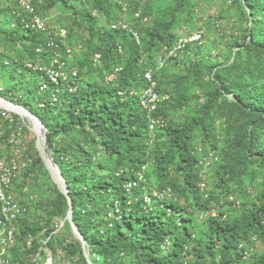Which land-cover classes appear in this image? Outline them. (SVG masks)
<instances>
[{
    "label": "trees",
    "instance_id": "16d2710c",
    "mask_svg": "<svg viewBox=\"0 0 264 264\" xmlns=\"http://www.w3.org/2000/svg\"><path fill=\"white\" fill-rule=\"evenodd\" d=\"M87 2H90L93 10L106 13L107 19L111 20L110 10L115 7L111 0ZM184 2L177 0L176 10L183 8ZM84 3V0H49L48 6L61 5L71 10L87 22L90 36L104 43V51L90 49L85 59L90 64L94 53L101 54L104 70L100 71V82L80 81L78 71L79 87L75 92H70L65 85H59L57 101L52 102L54 89L50 86L45 94L39 95L37 82L43 81L44 77L42 73L28 69L22 57H8L0 62V67L5 71L27 72L36 80L35 91L29 93L34 94L39 111L38 114L30 112L47 130V151L59 167L70 199L69 203L68 198L54 185V197L50 201L47 219L19 229L21 237L27 233L37 236L46 229V246L54 252L55 237L60 230L55 233L56 228L51 224L64 219L63 228L72 230L66 219L71 211L73 224L85 241L91 264H242L246 254L243 245L254 236H260L264 242V193L261 210L235 215L240 205H236L237 201L229 194L227 185L238 177L239 167L252 164L255 160L264 166V0L242 1L243 17L251 22V26L246 28L248 42L238 46L239 50L233 54V63L226 67V74L215 72V90L222 96L231 94L233 101L230 108L236 111L235 118L228 123V129L232 131L228 163L219 166L216 172V186L223 188L224 193L219 199L208 191L201 193L197 188L198 159L193 154L198 143L211 150L219 143L214 135L211 116L215 110L223 115L221 111L226 109L216 103L213 95L208 96L206 104L199 108L196 116L182 122L172 121L168 112L180 110L186 106V101L180 98L174 103H164L157 115L169 119L167 127L160 131L165 142L154 145L147 154V121L137 96L133 94L145 85L141 81L144 70L151 68L158 72L166 66L160 70L155 68L156 65L154 68L146 67L142 54H150L161 47L167 50L173 45L176 37L170 33L169 25L155 23L144 30V38L140 29L130 26L141 35V43L144 44L141 47L126 31L99 27L97 19L86 10ZM12 11L25 16L14 4L0 7V23L6 22L7 18L9 20L3 30L7 40L12 45H20L28 61L47 62L49 54H36L35 49L43 46L50 36L26 29ZM137 13L141 18L148 15L146 12ZM136 20L142 22L141 19ZM116 21L119 19L110 22ZM14 23L15 26L9 29ZM124 43H128L130 51L126 60L116 51L117 44L122 46ZM193 47L198 46L187 47L185 53L188 54ZM199 51L194 52L199 59L191 68L196 73H201L202 53ZM79 65L86 66L82 61ZM120 66L122 70L117 78L106 81L113 68ZM214 68L216 66L210 68V73ZM103 72L104 76L101 74ZM8 83L0 86V97L23 106L20 104L21 96L15 95L21 91L19 85L14 81ZM119 91L123 92V96L118 94ZM197 131L202 134L201 142L195 139ZM9 136L10 130L3 129L0 144L9 147L6 142ZM26 152L32 163L24 170L30 173L35 160L28 149ZM148 159L154 163L159 181L157 189L170 186L176 201H156L149 209L144 207L140 192H126L125 185L134 176L132 170L136 171ZM147 183L152 187L149 180ZM189 197L192 203L188 201ZM229 197L232 200H228ZM211 209L216 210V215L203 218L202 228L197 229V214ZM168 210L171 214H168ZM166 239L170 241L169 249L162 247ZM38 240L25 252V256L43 247ZM66 245L67 252L77 256L76 264H89L79 240H75L74 244L67 242ZM23 262L24 259L20 260L21 264ZM251 264H264V254Z\"/></svg>",
    "mask_w": 264,
    "mask_h": 264
},
{
    "label": "rangeland",
    "instance_id": "374dc122",
    "mask_svg": "<svg viewBox=\"0 0 264 264\" xmlns=\"http://www.w3.org/2000/svg\"><path fill=\"white\" fill-rule=\"evenodd\" d=\"M87 1L84 0V7L97 19V25L104 29H109L110 21L116 18L127 23L129 27L140 29L143 38L144 30L155 23L169 25L170 33L175 37L180 34L183 28H201L204 31L203 42L198 46L199 48L193 47L188 54L184 53L185 55L183 54L175 60H169L162 70L158 72L154 70V78L159 85L160 92L168 96L170 102L174 103L180 98L186 101V106L180 108V110L168 112V116L172 121L182 122L190 116H196L199 108L206 104L209 95H213L216 103L225 107L226 110L221 111L223 115L215 110L211 116L214 135L218 137L219 143H217L216 148H213L215 150L212 149L216 157L213 156L210 160L212 165L210 171L208 170L207 191L219 199L224 193L223 188L219 189L216 186V172L219 166H225L228 163L232 137V131L228 129V123L230 119L235 118L236 111L230 108L233 96L226 94L224 97L215 90V72L220 75L226 74V67L233 63V54L239 50L238 46L248 42L249 33L246 28L251 26V22L246 21L243 17L241 7L243 0H185L184 7L180 10H176L177 0H111L115 6L110 10L109 18L111 20L107 19L106 13L93 10L90 2ZM32 2L39 14L47 19L51 30L55 33H59L60 30L65 32L64 37L66 38L67 47L74 48V54L71 56L72 58L70 57L69 64L79 71L80 81L83 80L85 83L86 81L100 82V71L104 70L103 62L93 64V61H91L89 64L85 59L86 52L90 49L104 51V43L90 36L87 22L61 5L50 8L48 6L49 0H32ZM6 5H8L7 0H0V7L5 8ZM74 6L77 7L76 4ZM137 12H146L148 14L147 22L143 23L134 19V13ZM6 20V22L0 23V56L2 57L0 62L7 60L8 57H22L24 63L27 60L25 50L20 45H12L3 32L9 21L8 18ZM217 24L220 26L218 27ZM8 28L12 29V24ZM143 45L140 42V46L143 47ZM122 47V59L126 60L130 53L128 43H124ZM197 49L202 53L201 73L191 70L192 65L199 59L194 54ZM166 52L167 50L161 47L150 54L143 53L142 57L146 67L154 68L156 59L159 56H164ZM80 61L84 62L86 66L80 67ZM213 66H216V68H214L213 73H210V68ZM17 72H7L0 67V86H6L9 84L8 81L17 83L21 91H18L15 95L17 97L18 94L21 96L20 104L32 113L38 114L39 110L34 101V94L29 93V91H35L36 80L27 72ZM101 74L104 76L105 73ZM41 83V80L37 82L39 85ZM17 116L23 121V138L28 147V153L35 160V165L31 168L30 173H26L27 171L22 169L14 185V192L18 200L29 209V214L21 219L19 225H17L18 229H22L47 219L50 201L54 197L53 186L57 184L45 164V152H49L43 151L39 147L37 135L30 121L24 116L18 114ZM3 129H9L10 133L12 130L10 125L2 121L1 133H3ZM195 135L196 141L201 142L202 134L197 131ZM8 141L9 137L6 142ZM163 142H165V139L160 136L159 132L156 134L155 145ZM0 146L3 152L9 150L4 144H0ZM237 174L238 177L227 185L229 194L233 195L234 200L240 205L234 214L239 215L242 212L261 210L262 194L264 193V166L259 164L258 160H255L252 164L247 163L244 167H239ZM149 178L151 186L157 188L159 181L153 166L149 169ZM188 201L192 203V198L189 197ZM200 215V213L197 214V229L202 228L204 220V217L200 219ZM139 216H141V213H139ZM64 221V219L61 220L62 223ZM61 222L51 224L58 231L60 230L58 232L55 229L58 232L54 241L55 251L53 252L50 248L44 246L35 259L30 256L25 257L23 264H76L78 262L77 256L71 255L66 250L68 247L67 242L74 244L78 237L72 230L63 228V225L60 228ZM38 239L40 243L44 242V234L39 235ZM24 241L23 237L19 239V247ZM243 247L246 254L242 264H251L255 258L264 254V242L260 236L251 237L250 242L245 243Z\"/></svg>",
    "mask_w": 264,
    "mask_h": 264
},
{
    "label": "built area",
    "instance_id": "2783aa9c",
    "mask_svg": "<svg viewBox=\"0 0 264 264\" xmlns=\"http://www.w3.org/2000/svg\"><path fill=\"white\" fill-rule=\"evenodd\" d=\"M7 2L16 5L25 14L23 17L20 12L12 11L15 18H20V23L26 29L46 33L50 36L43 43V46L35 49L36 54H49L47 62L34 63L27 60L24 63L28 69L42 73L44 77V80L39 85L38 94H45L49 90V87L52 86L54 90L51 93V101L56 102L57 96L60 93L59 85H65L70 89V92H75L79 87V83H77L78 70L69 64V60L74 54V48L67 47L66 38L64 37L65 32L60 30L59 33H55L51 30L48 26L47 19L39 14L31 0H7ZM134 16L135 19H141L143 23L148 20L147 17L141 18L139 13H136ZM14 26L15 23L12 24V27ZM217 26L219 27L220 25L217 24ZM108 28L110 30H123L130 33L132 40L137 45H140L141 35L135 29L129 27L127 23L116 21L111 23ZM203 38L204 31L201 28H183L176 37L173 45L167 49L166 54L156 59L155 68L157 70L162 69L169 60H175L183 55L187 47L200 46ZM116 51L120 55L123 53V48L120 44H117ZM92 61L93 64L100 63L101 54L99 52L94 53ZM121 70V66L114 67L113 72L105 78L106 81H113L117 78ZM141 81L144 82V87L133 95L137 96L138 104L147 121V154H149L151 147L155 145L156 133L164 130L168 125V117L157 115V111L168 101V96L159 92L153 69L148 68L144 70ZM118 94L122 95L123 92L119 91ZM39 106L43 107L42 103H39ZM2 121L10 125L12 130L8 141L9 150L3 152L0 146V264H21L20 260H23L25 257L30 256L35 259L39 255L42 246L36 253H32L31 255L25 256V252L33 247L34 241L38 239L39 235L45 234L46 229H43L37 236L27 233L23 236L25 241L19 247L21 235L17 225L20 219L27 216L28 207L17 199L14 192V183L17 181L21 170L31 165L32 162L29 155L26 154L28 147L23 138L24 126L21 118L17 116L16 112L0 107V129L2 127ZM2 134L0 132V139ZM193 154H196L198 159L197 188L201 193H206L208 170L210 171V166L212 165V161L210 160L215 156V152L210 148L205 149L198 143L194 147ZM151 165H153V160L148 159L136 171L132 170L134 174L133 179L129 180L125 185L126 192L129 194L133 191L140 192L144 207L149 209H152L153 201L163 202L171 200L174 202L177 200L171 187H165L161 190L149 189L147 180H149L148 170ZM228 200H232V198L229 197ZM236 205L239 206V203L236 202ZM168 213H170V210H168ZM208 215L215 216L216 210L211 209L210 211L202 213L201 218ZM47 241L48 239L41 244L46 245ZM162 247L163 249H169L170 241L166 239ZM15 250H17L16 254H14ZM14 256L16 257L15 259Z\"/></svg>",
    "mask_w": 264,
    "mask_h": 264
},
{
    "label": "water",
    "instance_id": "95a60500",
    "mask_svg": "<svg viewBox=\"0 0 264 264\" xmlns=\"http://www.w3.org/2000/svg\"><path fill=\"white\" fill-rule=\"evenodd\" d=\"M0 101L7 104V106L18 108V109L22 110L23 113H25L24 117L30 121L32 127L35 130V133H36L38 141H39V147L42 148L43 151H45V150L47 151L46 135H45L47 130L43 126L41 121L35 115H33L30 111H28L27 109H25L22 106L15 105L14 103L9 102L2 97H0ZM2 108L9 109L7 107H2ZM45 155H46L45 164H46L48 171L50 172V174L54 178L57 186L60 188V190L63 192V194L68 198V201L70 203V199L68 197V189L66 188L65 180L63 179V177L60 173L59 167L54 163L53 158H52L50 153L45 152ZM66 219L69 222V224L71 225L73 233L76 234V236L78 237L81 244L84 245L85 243H84L83 237L81 236V234L77 230V226H75L73 224L71 211L68 213ZM84 255L88 259V255H87L85 248H84ZM89 264H91V263H89Z\"/></svg>",
    "mask_w": 264,
    "mask_h": 264
},
{
    "label": "clouds",
    "instance_id": "9594fccd",
    "mask_svg": "<svg viewBox=\"0 0 264 264\" xmlns=\"http://www.w3.org/2000/svg\"><path fill=\"white\" fill-rule=\"evenodd\" d=\"M155 75V74H154ZM158 90H159V92H160V88H159V85H158ZM168 101H169V99H168ZM168 101H166V102H168ZM165 102V103H166ZM16 105V104H15ZM20 106V105H19ZM23 107V106H22ZM25 108V107H24ZM26 109V108H25ZM29 111V110H28ZM158 112V111H157ZM157 134V133H156ZM155 139H156V136H155ZM155 142H156V140H155ZM154 164V163H153ZM151 166H153V165H151ZM150 166V167H151ZM150 169V168H149ZM148 176H149V170H148ZM149 181H150V178H149ZM148 187H149V189L150 190H152V189H155V190H161V189H157V188H153V187H150L149 185H148ZM166 187H170V186H166ZM17 197V196H16ZM18 199V198H17ZM156 201H153V204L155 203ZM152 207H153V205H152ZM28 211H29V209H28ZM202 213H204V212H202ZM202 213H200V214H202ZM168 214H171V211H170V213H168ZM205 218V217H204ZM200 219H201V215H200ZM62 223V222H61ZM62 225H63V223L60 225V228L62 227ZM57 229V228H56ZM56 231V230H55ZM58 231V230H57ZM56 231V232H57ZM55 232V233H56ZM255 237V236H254ZM79 240V239H78ZM44 241H45V239H44ZM84 243H85V241H84ZM47 247L46 245H43V247ZM42 247V248H43ZM83 247L85 248V244L83 245ZM48 248V247H47ZM85 250H86V248H85ZM87 252V251H86ZM88 255V254H87ZM88 261H89V258L87 259ZM89 263H90V261H89ZM33 264V263H32Z\"/></svg>",
    "mask_w": 264,
    "mask_h": 264
},
{
    "label": "bare ground",
    "instance_id": "6f19581e",
    "mask_svg": "<svg viewBox=\"0 0 264 264\" xmlns=\"http://www.w3.org/2000/svg\"><path fill=\"white\" fill-rule=\"evenodd\" d=\"M0 107H7L9 108L10 110L16 112L17 114H19L20 116H25V113H23L22 110L18 109V108H14V107H11V106H7V104H5L4 102L0 101ZM35 131V130H34Z\"/></svg>",
    "mask_w": 264,
    "mask_h": 264
}]
</instances>
